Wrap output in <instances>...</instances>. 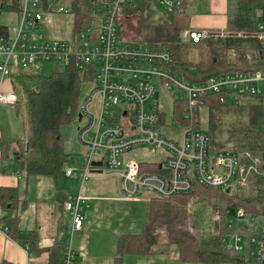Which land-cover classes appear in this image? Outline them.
I'll use <instances>...</instances> for the list:
<instances>
[{
	"label": "built area",
	"instance_id": "1",
	"mask_svg": "<svg viewBox=\"0 0 264 264\" xmlns=\"http://www.w3.org/2000/svg\"><path fill=\"white\" fill-rule=\"evenodd\" d=\"M20 1L15 35L7 41L0 38V103L15 105L18 101L15 89L6 92L2 88L16 67L38 70L42 62L54 61L64 69L79 70L86 80L95 82L97 86L81 106L79 138L88 150L83 180L92 176L94 160L102 155L107 169L120 176L126 199H145L142 196L145 191L147 201L171 200L179 194L194 193L197 186L214 191L259 189L264 199V156L229 149L211 150L210 137L198 124L199 111L210 94L219 95L224 104H236L246 95H259L264 100V71H233L204 81H189L171 69L174 56L168 47L133 45L119 38L116 14L126 0H92L87 24L73 34L71 41L45 39L43 33L35 32L44 13L55 5L58 13H71L62 0ZM154 1L169 12L185 11L181 0ZM258 33L264 37V24L259 25ZM213 34L209 28L189 31L194 42ZM158 90L161 94L171 93L173 103L184 102L187 123L172 119L173 111L169 114L161 94L159 98L156 96ZM97 95H100L99 111L94 112L90 106L96 103ZM176 126L182 127L180 133ZM166 129L171 131L170 136L165 134ZM140 146L163 153L156 160L161 165L159 172H141L139 159L123 160L126 151ZM72 173L73 168H68L67 174ZM87 199L79 194L68 196L64 202L72 224L61 240V264L76 262L73 239L83 226ZM225 216L226 232L221 241L230 250H249L244 264H261L264 204L263 213L254 215L230 203ZM248 242L252 245L250 249Z\"/></svg>",
	"mask_w": 264,
	"mask_h": 264
},
{
	"label": "trees",
	"instance_id": "2",
	"mask_svg": "<svg viewBox=\"0 0 264 264\" xmlns=\"http://www.w3.org/2000/svg\"><path fill=\"white\" fill-rule=\"evenodd\" d=\"M181 1L184 12L158 9L153 0L124 1L116 14L119 38L133 45L168 47L174 56L171 69L189 81H204L213 75L233 71H264V37L258 33L259 25L264 24V0H226V33L214 31L212 36L199 42L189 40L184 33L193 28L192 7L202 0ZM11 9H19L21 13L20 1L0 0L1 13ZM70 9L74 34L87 24L93 9L92 0H71ZM130 15L141 18L137 28L139 36L135 40H129L123 31L124 20ZM9 37L8 27L0 24V38L7 41ZM84 81L82 72L73 67L58 70L51 76H40L33 70L18 68L14 77L18 96L15 105L27 123V144L23 143L22 137L2 136L0 151L4 167L5 161L15 158L14 152L18 151L19 168H24L29 176L58 175L68 155L64 150L61 127L78 123ZM202 108L207 110L204 125ZM202 108L198 124L208 133L211 150L229 149L264 156V100L261 96L246 95L236 104H224L219 95L210 94L205 97ZM172 119L187 123L184 102L174 101ZM160 169V163H141V172H158ZM240 192L213 191L197 186L192 194H179L171 200L153 199L143 231L120 237L113 264H124L128 254H164L170 262L179 264H244L249 250H230L220 236L198 238L189 224L195 197L207 198L214 212L225 210L231 201L235 207L251 214L263 213L264 199L259 189L250 194ZM19 197L17 188L0 187L4 210L10 204L9 212L13 210ZM0 227L28 250L41 249L37 246L36 231L21 229L17 212L0 218ZM247 245L248 249L252 247L249 242Z\"/></svg>",
	"mask_w": 264,
	"mask_h": 264
},
{
	"label": "rangeland",
	"instance_id": "3",
	"mask_svg": "<svg viewBox=\"0 0 264 264\" xmlns=\"http://www.w3.org/2000/svg\"><path fill=\"white\" fill-rule=\"evenodd\" d=\"M62 3L66 5L68 8L71 7V0H62ZM226 0H202L199 4H196L192 7L193 20L192 25L193 28H209L214 29L213 31H217V33H226ZM156 7L158 9H162L161 5L156 3ZM57 5H55L53 10L46 11L43 15V20L39 22L37 26H35L36 33H43L45 39H63L67 41H71L73 39L72 32V13H58L56 11ZM20 19V11L19 9H11L5 10L0 15V24L8 27L10 36H14L19 25ZM141 18L134 17L132 15L129 16L127 20H124L123 23V31L127 37L130 39H136L139 36L138 25ZM123 21V20H122ZM15 61V59H13ZM58 70H64V67L55 63L54 61H46L41 63V67L38 70H33L36 74L40 76H51ZM97 84L95 82H84L82 85V93H81V101L83 102L90 93L95 89ZM161 94V90L157 91L156 96L159 98ZM163 94V93H162ZM164 100L167 103V110L169 114L173 111V97L171 93H164ZM99 100L100 95H97V101L95 104L90 106L91 110L94 112L99 111ZM206 114L207 110L202 108V123L203 125L206 122ZM25 121V119L23 120ZM26 122V121H25ZM24 123V122H23ZM85 123V122H84ZM27 126V123L24 124ZM79 123L72 122L69 124H65L61 127V137L63 139V146L65 152L68 154L66 158V162L64 163L61 171L57 176H46L37 178L36 180H32L33 184L29 191V194L34 193L37 199L33 200V207H28L27 214L24 213L23 221L24 226H29L28 224L36 225V220L38 217L37 214V206L45 203L48 207L54 208L55 204L58 201V195L61 190L70 191L68 195L69 197L78 196L80 193V181L81 179H77V177H83L84 163L85 158L88 155L87 148L82 144L79 138ZM177 133L182 131L181 126H176ZM28 133V129L26 127L25 131L18 135L23 139H26ZM165 134L170 136L171 131L166 129ZM15 136L14 138H17ZM174 140V139H173ZM177 141V140H176ZM212 146V144H211ZM162 152L154 151L152 148L147 146H140L134 149L127 151L123 155L124 158H135V159H145L146 161H155L156 159L162 156ZM211 155H215V153H209ZM102 156V155H101ZM87 160V158H86ZM19 161L17 158L9 159L5 162V168L8 167L9 170L20 169V174L23 176V185L22 188L25 190L28 187L27 182L29 179L27 172L24 168H19ZM70 162V163H69ZM67 164H70V167L75 170V175L72 179H70L67 175ZM12 166V167H10ZM58 177V178H57ZM116 176H111L106 180L100 181V185L102 187L110 188L115 182ZM96 181V180H91ZM105 181H108L105 183ZM105 183V184H104ZM69 185L67 187L66 185ZM115 189V188H114ZM214 191V190H213ZM76 192V193H74ZM74 193V194H73ZM117 196H122L120 191L113 192ZM242 193V192H240ZM244 194H250V191L243 192ZM142 196H147V193L144 191ZM88 197H92V195H88ZM128 201V200H126ZM112 204L106 206L102 212V221L100 225L97 227L98 231H102V239L108 235L109 231L112 230V222L114 219L121 217H130L133 215L134 208H137L134 216L132 217L131 222L123 229L122 232H127L128 234L141 233L144 228V224L146 220L149 218L150 212V203L149 202H133L130 200L129 202H124V204L111 202ZM213 203V202H212ZM231 201L228 202V205ZM227 208V207H226ZM191 220H190V229L198 238L210 239L213 237H222L225 234V225H223V220L225 216V210H216L214 212L211 210V205L207 198L195 197L192 200L191 206ZM224 211V212H223ZM44 216V215H42ZM41 216V217H42ZM40 220V219H39ZM196 225V228L192 226ZM200 232V233H199ZM201 234V236H200ZM117 249V244H116ZM168 262V260H167ZM168 264H179L178 262H168ZM181 264V263H180Z\"/></svg>",
	"mask_w": 264,
	"mask_h": 264
},
{
	"label": "crops",
	"instance_id": "4",
	"mask_svg": "<svg viewBox=\"0 0 264 264\" xmlns=\"http://www.w3.org/2000/svg\"><path fill=\"white\" fill-rule=\"evenodd\" d=\"M194 29L202 28H192L189 30ZM17 72L18 68H15L12 75L4 81L2 87L4 91L9 92L15 89L14 77ZM24 119L25 118L22 115H19L16 111V105L0 103V138L2 136L13 138L23 133L27 127L24 125L26 124V120L23 121ZM23 143L27 144V139L23 140ZM18 153V151L14 152V156L15 158L17 156V160L19 158ZM1 160L0 151V187L17 188L20 192V197L17 202V206L13 210H10V212L9 209L12 207L11 204L8 206L7 211L4 210L0 202V218L4 216H13L15 212H17L20 215L21 229L36 231L38 235L37 246L41 249L35 251L28 250V248L23 246L21 243L11 239L7 232L0 227V264H61V240L72 224L71 217L66 213L64 207V202L68 195H70V191L67 189H60L58 195L59 203L57 202L54 208L48 207L45 203L38 205L36 225L29 223V226H24L23 215L24 213L27 214L28 207H33V200L37 199L33 192L32 194H29L33 184L32 180H36L37 178H40V176H29L27 174L29 177L27 182L29 183L24 193L22 188L23 176L20 174V171L18 169L9 170L8 167L5 168ZM67 167L71 168L70 164H67ZM92 170H98L97 166H95ZM66 175L72 179L75 175V170H73V173L70 175L66 172ZM111 176L117 177L115 178V182L112 187L106 188L99 186L100 181L106 180ZM77 179H81V190L79 194H83L87 197L88 195H92V197H88L84 204L85 218L83 226L80 230L76 231L74 235L73 247L77 255L75 264H113L114 257L116 255V244H118L122 235L128 234L127 232L122 231L131 222L137 208L132 209L134 214L130 217L114 219L112 222V230H110L108 232L109 234L102 239V231L97 230V227L102 221L101 210L112 204L111 202L124 204V202H129L130 199H126L124 197L121 188V178L117 173L107 171L105 174L92 176L87 180H83V177H77ZM93 179L96 181L91 182ZM106 182L108 181H105V183ZM66 186L69 187L68 184ZM114 190L120 191L122 196L115 195L113 193ZM144 197L147 198V196ZM145 199L142 197L141 199L133 200V202L150 203V201ZM167 260L168 262L170 261L164 254H128L124 258V264H168Z\"/></svg>",
	"mask_w": 264,
	"mask_h": 264
},
{
	"label": "bare ground",
	"instance_id": "5",
	"mask_svg": "<svg viewBox=\"0 0 264 264\" xmlns=\"http://www.w3.org/2000/svg\"><path fill=\"white\" fill-rule=\"evenodd\" d=\"M154 1V0H153ZM155 2H157V1H155ZM158 3V2H157ZM159 5H161L160 3H158ZM180 4H183V2L182 1H180ZM162 7V6H161ZM163 8V7H162ZM185 8V7H184ZM166 11V10H165ZM169 12V11H168ZM174 12V11H173ZM184 12V11H183ZM189 31H191V30H186L185 31V33H184V35H185V37L186 38H188L189 40H191V38H190V35H189ZM10 38V37H9ZM6 39V38H5ZM84 82H92V81H88V80H86L85 79V81ZM196 82V81H195ZM88 98V97H87ZM86 100V99H85ZM84 100V101H85ZM83 101V102H84ZM83 102L81 103V106H82V104H83ZM80 113H82L81 112V109H80ZM82 119H83V113H82ZM81 122H82V120H81ZM81 122H79L78 121V123H79V126H78V130H79V127H80V124H81ZM27 139V138H26ZM26 139H23V140H26ZM83 144V143H82ZM84 145V144H83ZM85 146V145H84ZM134 149V148H133ZM131 150V149H130ZM129 151V150H128ZM127 152V151H126ZM125 152V153H126ZM124 153V154H125ZM123 154V155H124ZM86 157H88V155L86 156ZM97 158L98 159H96V160H94V163H93V166H92V169H94L95 168V166H97V169L98 170H96V171H93L92 169H91V171H92V176H97V175H102V174H105L107 171L108 172H111V173H115V172H112V171H109L108 169H107V167H106V165H105V161L104 160H102L101 159V156H97ZM125 159V158H124ZM127 159H129V158H127ZM126 160V159H125ZM140 161H141V163H142V161H146L145 159H139ZM157 160V159H156ZM156 160L155 161H153V162H156ZM86 162H87V160H86ZM102 162V164L101 165H99L98 163H101ZM148 162V161H147ZM157 163V162H156ZM160 168H161V165H160ZM74 170V169H73ZM161 170V169H160ZM159 172V171H158ZM91 176V177H92ZM66 211V210H65Z\"/></svg>",
	"mask_w": 264,
	"mask_h": 264
},
{
	"label": "water",
	"instance_id": "6",
	"mask_svg": "<svg viewBox=\"0 0 264 264\" xmlns=\"http://www.w3.org/2000/svg\"><path fill=\"white\" fill-rule=\"evenodd\" d=\"M0 15H1V12H0ZM81 120H82V113H79V122H81ZM99 165H101L102 164V162L101 163H98ZM229 190L230 189H227V191L229 192ZM261 264H264V257H263V260H262V263Z\"/></svg>",
	"mask_w": 264,
	"mask_h": 264
}]
</instances>
